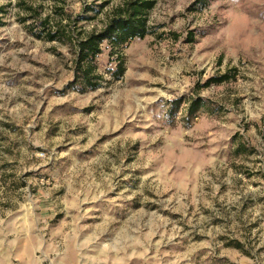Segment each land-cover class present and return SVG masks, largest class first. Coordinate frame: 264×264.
Wrapping results in <instances>:
<instances>
[{
  "label": "rangeland",
  "instance_id": "rangeland-1",
  "mask_svg": "<svg viewBox=\"0 0 264 264\" xmlns=\"http://www.w3.org/2000/svg\"><path fill=\"white\" fill-rule=\"evenodd\" d=\"M122 1L0 0V264H264V0H155L69 87Z\"/></svg>",
  "mask_w": 264,
  "mask_h": 264
},
{
  "label": "trees",
  "instance_id": "trees-1",
  "mask_svg": "<svg viewBox=\"0 0 264 264\" xmlns=\"http://www.w3.org/2000/svg\"><path fill=\"white\" fill-rule=\"evenodd\" d=\"M154 3L155 0H123L122 3L116 5L107 13L106 21L100 29H94L86 33L81 32L74 44V57L72 59L73 80L69 87L83 92L95 90L101 86L103 76L96 61L98 55L104 49L108 50L110 58L116 55L115 77L122 75L124 66L119 51L132 40L144 38L148 34L147 16ZM41 22L47 29L45 33L47 40L53 41L57 38L56 33L58 32L60 35L62 34L69 38V32L65 26H58L56 30H52L48 18L42 19ZM1 24L2 21L0 19ZM73 25H75L74 22ZM226 79H228L227 75L210 77L204 85L219 84ZM201 102L199 98L190 99L187 114H194L200 107Z\"/></svg>",
  "mask_w": 264,
  "mask_h": 264
}]
</instances>
